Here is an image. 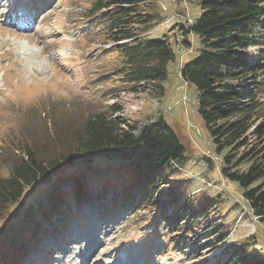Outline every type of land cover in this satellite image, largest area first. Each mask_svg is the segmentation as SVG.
<instances>
[{
    "label": "rangeland",
    "instance_id": "rangeland-1",
    "mask_svg": "<svg viewBox=\"0 0 264 264\" xmlns=\"http://www.w3.org/2000/svg\"><path fill=\"white\" fill-rule=\"evenodd\" d=\"M91 2L0 0V177L9 173V168L21 159L19 155H24L27 148L45 153L55 145L66 146L89 116L108 110L111 98L118 93L119 97L125 90L114 74L119 67V54L103 48L109 43L102 39L90 17ZM198 4L199 0L155 1L160 23L146 39L167 36L176 53L161 84L163 95L149 98L145 94H123L115 102L121 104L125 119L136 125L137 131L144 123L160 120L170 125L185 149V164L173 177V186H179L180 197H190L192 205L216 200L217 205L204 223L208 221V226L215 227L223 224V233L233 231L231 239L215 250L211 239L215 235L206 226L196 230L197 235L191 242L188 237H179L180 232L174 236L176 229L172 227L176 217L167 206L164 209V215L169 216L167 225L160 215L162 212L144 204H127L120 210L109 207L105 211L111 210L113 216L104 217L107 214L99 215L102 211L96 213L95 209L105 206L110 196L100 195L99 190L91 188L88 200L68 206L60 228L55 225L56 218L50 223L55 225L54 231L51 225L37 226V243L16 264H122L125 259L127 264H223L221 251L225 246V252H229L235 246L240 248L248 243L250 254L264 256V223H254L256 233L247 238L253 226L252 217L240 206L246 205L237 186L224 185L217 158L209 155V139L196 109V91L181 83L178 77L180 67L194 61L200 52L198 37L187 32L191 51L182 55L175 46L176 38H185L184 24L190 27L199 17ZM27 20L28 26L22 27L20 24H26ZM15 35L28 38V42ZM260 81L264 82V73ZM262 98L264 107V91ZM134 105L139 107L130 113ZM261 122L264 125V120ZM206 156L211 162L205 161ZM124 167L121 163L113 165L97 159L91 167L70 171L86 172L95 187L94 173L103 175L98 173L97 177L102 184L106 180L111 182L118 171L124 176ZM70 183L69 178L64 179L58 190L68 192ZM49 192L48 187L41 190L40 183L33 184L19 202L7 207L0 218V241H5L4 234L18 225L13 220L34 217L48 201ZM164 197V193H158L154 199L160 203ZM241 214L242 221L233 229ZM75 216H79L78 221ZM167 226L170 229L166 230Z\"/></svg>",
    "mask_w": 264,
    "mask_h": 264
},
{
    "label": "trees",
    "instance_id": "trees-1",
    "mask_svg": "<svg viewBox=\"0 0 264 264\" xmlns=\"http://www.w3.org/2000/svg\"><path fill=\"white\" fill-rule=\"evenodd\" d=\"M155 1L92 0L88 9L102 39L112 43L111 48L119 54L114 74L121 86L131 93H146L149 98L163 95L161 84L167 77V66L176 59L174 44L167 36L146 39L160 22ZM198 5L200 15L183 29V36L185 32L197 36L200 52L194 61L180 67L178 76L196 91L197 113L209 139L210 156L217 158L219 174L227 185L237 186L249 212L264 223V82L260 81L264 49L259 48L264 47V0H199ZM189 44L187 38L182 40L180 49L190 48ZM119 111L120 107L110 106L89 116L66 146L55 145L45 153L27 148L9 173L0 177V218L31 185L42 182L51 190L48 201L34 217L13 220L18 225L4 234L5 241H0V264L21 261L36 242L37 226L56 218L60 227L63 211L88 200L91 188L110 196L106 208L151 205V209L162 212L166 225L167 206L176 217L174 236L180 232L179 237H188L191 242L196 230L206 226L215 235L211 238L214 249H220L228 235L222 232L223 224L215 227L204 223L217 201L192 205L190 197L181 198L179 186H173V177L185 164V149L177 134L162 120L137 131L136 125L115 115ZM96 159L125 165L124 176L118 171L111 182L99 184L98 173L102 174L96 172L93 187L86 172H71L91 167ZM205 159L211 162V158ZM67 178L71 180L70 190L60 192L59 185ZM158 193L165 196L160 203L154 199ZM249 247L248 243L229 252L223 249V264H264V256L250 254Z\"/></svg>",
    "mask_w": 264,
    "mask_h": 264
},
{
    "label": "bare ground",
    "instance_id": "bare-ground-1",
    "mask_svg": "<svg viewBox=\"0 0 264 264\" xmlns=\"http://www.w3.org/2000/svg\"><path fill=\"white\" fill-rule=\"evenodd\" d=\"M1 8H2V7H0V9H1ZM26 22H27V23L24 24L25 26L22 25L23 23L20 24V25H21L22 27H27V26H28L27 24H28L29 20H27ZM15 36H16L15 38H18V39H22V38H23V39H26V40L28 39V38H25V37L20 36V35H15ZM27 42H28V40H27ZM229 239H231V238H229ZM97 248H98V247H97ZM91 254H92V253H91ZM93 256H94V255H93ZM89 257H90V256H89ZM88 261H89V260H88ZM122 264H127V262H126V263L124 262V263H122Z\"/></svg>",
    "mask_w": 264,
    "mask_h": 264
},
{
    "label": "built area",
    "instance_id": "built-area-1",
    "mask_svg": "<svg viewBox=\"0 0 264 264\" xmlns=\"http://www.w3.org/2000/svg\"><path fill=\"white\" fill-rule=\"evenodd\" d=\"M142 104V103H141ZM140 104V105H141ZM139 106H136L134 105L131 110H130V113H132L133 111H136V109L138 108ZM121 117H125V112H123V109L120 111V114H119Z\"/></svg>",
    "mask_w": 264,
    "mask_h": 264
}]
</instances>
